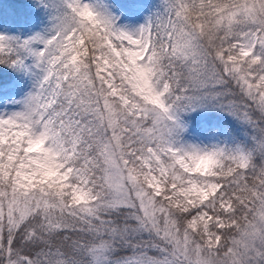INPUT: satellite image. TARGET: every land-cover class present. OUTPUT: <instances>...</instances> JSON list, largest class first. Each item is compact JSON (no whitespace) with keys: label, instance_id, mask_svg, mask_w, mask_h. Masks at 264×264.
<instances>
[{"label":"snow or ice","instance_id":"obj_1","mask_svg":"<svg viewBox=\"0 0 264 264\" xmlns=\"http://www.w3.org/2000/svg\"><path fill=\"white\" fill-rule=\"evenodd\" d=\"M0 264H264V0L0 25Z\"/></svg>","mask_w":264,"mask_h":264},{"label":"trees","instance_id":"obj_2","mask_svg":"<svg viewBox=\"0 0 264 264\" xmlns=\"http://www.w3.org/2000/svg\"><path fill=\"white\" fill-rule=\"evenodd\" d=\"M9 12L13 18L25 16L26 0H0V14Z\"/></svg>","mask_w":264,"mask_h":264},{"label":"rangeland","instance_id":"obj_3","mask_svg":"<svg viewBox=\"0 0 264 264\" xmlns=\"http://www.w3.org/2000/svg\"><path fill=\"white\" fill-rule=\"evenodd\" d=\"M27 4V0H26ZM24 16H21L19 18H13L12 15L9 12H2L0 14V25H15L20 23L23 20Z\"/></svg>","mask_w":264,"mask_h":264}]
</instances>
